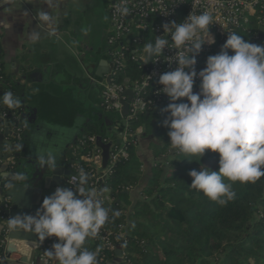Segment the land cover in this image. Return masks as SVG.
<instances>
[{
	"label": "clouds",
	"instance_id": "clouds-1",
	"mask_svg": "<svg viewBox=\"0 0 264 264\" xmlns=\"http://www.w3.org/2000/svg\"><path fill=\"white\" fill-rule=\"evenodd\" d=\"M52 6V0H45ZM126 14V7L119 9ZM39 21L51 27L53 18L47 11L39 13ZM213 16L205 11L190 13L182 22L163 25L164 33L144 45V60L161 57L165 48L175 49V70L159 76L160 91L170 99L163 122L169 131V147L186 156L205 152L218 154V171L201 167L189 172L190 188L221 206L235 198L233 183H255L264 177V46L250 43L243 36L228 33L221 51L209 56L198 74L195 56L202 46L215 43L209 35ZM0 26H3L0 21ZM6 27V26H5ZM170 36V39H169ZM29 39L36 42L40 32ZM227 50H231L232 55ZM200 80L199 92H193L194 79ZM186 99V103H175ZM0 105L14 109L21 100L12 91L0 96ZM41 165L55 169L53 157L39 158ZM74 188L57 187L45 197L35 215H17L7 221L11 232L32 233L38 241L56 238L45 254L58 264H98L97 254L83 248L86 239L98 235L109 220L96 189L86 187L88 174L83 169ZM14 182L24 176L16 174ZM225 180L229 183H225ZM15 184V183H13ZM113 215H119L114 212Z\"/></svg>",
	"mask_w": 264,
	"mask_h": 264
},
{
	"label": "trees",
	"instance_id": "trees-1",
	"mask_svg": "<svg viewBox=\"0 0 264 264\" xmlns=\"http://www.w3.org/2000/svg\"><path fill=\"white\" fill-rule=\"evenodd\" d=\"M251 34L238 33L250 43L264 46V27L250 25ZM0 49V96L12 91L11 85L3 74ZM143 71L131 63L117 75V82L123 77L141 79ZM161 107L154 108L147 114L138 116L129 123L128 130L141 127L143 136H153L154 140L163 139L162 146L150 144L154 158L151 177L141 189L138 200L128 214L130 192L138 186L141 178V164L137 157L134 140L118 143L112 148H122L126 157L117 158L110 164L104 180L97 184L100 196L107 193L110 202H102L109 209V220L99 230L108 231L116 245L122 242L119 264H264V177L255 183H233L235 198L221 206L210 201L202 193L190 188V171H199L201 167L218 171V154L205 152L198 156H186L175 150L172 159L168 157L169 129L163 122L168 113ZM186 99L175 103H186ZM3 106V105H0ZM97 134L94 125H88L78 138V146L73 147L63 161L78 171L88 174L87 188L94 179L90 167L81 162L79 157L92 153L95 144L88 137L103 136ZM75 153V157L72 154ZM164 158L163 162L158 159ZM225 183L229 181L225 180ZM118 212L119 215H113ZM3 216L0 214V217ZM83 248L97 254L98 264H108L115 258V252L102 247L98 235L86 239ZM38 256L42 249H37ZM2 248L0 246V258Z\"/></svg>",
	"mask_w": 264,
	"mask_h": 264
},
{
	"label": "crops",
	"instance_id": "crops-1",
	"mask_svg": "<svg viewBox=\"0 0 264 264\" xmlns=\"http://www.w3.org/2000/svg\"><path fill=\"white\" fill-rule=\"evenodd\" d=\"M109 2L52 0V6H49L45 0H0L3 74L13 85L14 95L20 100L29 99L31 103L28 105L37 107V119L42 120L49 133L46 139H65L56 152L66 150L67 155L78 140L72 144L77 130L92 125L87 124L88 119L100 114V87L90 78L99 79L95 72L105 54L110 26ZM42 10L53 18L51 27L39 21ZM33 31L40 32V39L36 42L29 39ZM33 72L37 74L33 76ZM22 87L24 92L21 94ZM103 132H107L106 127ZM154 142L153 136L137 141L141 178L136 193L134 188L129 194L128 214L140 200L139 193L151 177L155 161L149 147ZM6 151L4 147L3 152ZM162 161L163 158L158 159V162ZM54 189L43 193L39 208ZM34 200V196L29 195L22 201L31 207ZM0 225H3L1 218ZM36 244L16 240H8L6 246L0 244V264H43L35 251ZM49 264H58V261L50 258ZM108 264H116L115 258Z\"/></svg>",
	"mask_w": 264,
	"mask_h": 264
},
{
	"label": "built area",
	"instance_id": "built-area-1",
	"mask_svg": "<svg viewBox=\"0 0 264 264\" xmlns=\"http://www.w3.org/2000/svg\"><path fill=\"white\" fill-rule=\"evenodd\" d=\"M109 29L105 40V62L108 66V73L101 81L93 80L101 88L99 108L105 113L119 114L122 102L126 100L125 91H132V101L129 104L128 114L120 117V120L113 123L103 136H100L101 143H125L134 140V144L143 136V129L137 128L135 131L128 130L129 123L142 114H147L154 108L161 107L169 101V97L163 94L160 89L162 85L158 83L159 76L165 72L175 70L177 63L173 59L176 55L175 49L165 48L161 57L151 58L149 63L144 60V45L162 35L166 38L169 34L164 33L163 25L170 22L180 23L190 13L196 15L208 11L213 16V24L209 27V35L214 38L215 43L208 45L205 43L200 52L195 56L196 63L194 69L197 74L204 69L209 56L216 55L221 51L226 42L228 33L251 34L250 25L255 23L260 29L264 27V0H109ZM126 7L128 12L122 14L119 9ZM170 39V36H169ZM229 55L234 53L227 50ZM131 63L137 69L143 71L139 80L131 77H123L117 82V75ZM200 80L194 79L193 92H199ZM96 136L88 137V141L95 144ZM78 140L73 146H78ZM72 147V148H73ZM71 148V149H72ZM175 150L171 149L168 156H172ZM75 153L72 157H75ZM126 157V152L122 148H112L110 153V164L117 158ZM79 160L90 167L91 177L94 179L89 183L90 189H96L97 184L102 182L109 172V166L104 173L97 172L101 165V152L94 149L92 153L82 155ZM66 167V166H65ZM72 171V176L64 180L67 188H74L78 184L77 177L80 171L74 168L73 164L66 167ZM56 189V188H55ZM54 189V191H55ZM99 192V191H98ZM102 202H110L105 193L100 196ZM4 209L9 210V204L4 203ZM2 224L7 227L8 217L0 211ZM8 227L4 230L6 234ZM98 239L103 248L109 252H115L117 238L113 239L108 231L98 233ZM56 238H47L40 241L35 246L42 249L39 256L43 264H49L50 257L45 254L56 243Z\"/></svg>",
	"mask_w": 264,
	"mask_h": 264
},
{
	"label": "water",
	"instance_id": "water-1",
	"mask_svg": "<svg viewBox=\"0 0 264 264\" xmlns=\"http://www.w3.org/2000/svg\"><path fill=\"white\" fill-rule=\"evenodd\" d=\"M108 72L107 63L102 60L95 72L99 78L96 81L101 80ZM36 74L37 72H33V76ZM20 91L22 94L24 87ZM124 96L126 100L122 102L119 114L105 113L88 119L87 124L94 125L97 134L104 126L110 128L113 123L120 120V117H125L128 114L132 91H125ZM28 103L29 99H21V105L17 108L8 109L6 106H0V211L8 217V220L17 215H35L43 193H50L53 188L57 187L67 188L64 180L73 174L63 164L67 151L64 150L60 153L55 151L59 145L64 143L65 139H46L49 133L43 126L42 120L37 119L38 109ZM84 128L83 126L77 130L72 144L82 136ZM112 146V143L102 144L100 135L96 136L95 148L101 151V165L97 170L99 174L107 170ZM4 147L7 150L5 153L3 152ZM41 156L45 159L53 157L57 167L53 169L50 165H41L39 161ZM16 174H22L24 180L14 182L13 177ZM29 195H33L35 198L31 207L22 201ZM6 201L9 204V210L4 209ZM7 227L8 232L5 234L4 230ZM7 227L0 225V244L2 246H6L8 240L40 242L32 233L11 232L8 223ZM121 249L122 242L114 253L116 264L122 261Z\"/></svg>",
	"mask_w": 264,
	"mask_h": 264
},
{
	"label": "rangeland",
	"instance_id": "rangeland-1",
	"mask_svg": "<svg viewBox=\"0 0 264 264\" xmlns=\"http://www.w3.org/2000/svg\"><path fill=\"white\" fill-rule=\"evenodd\" d=\"M146 137H147V136H146ZM155 144H156V145H160V146H162V144H163V139H158L157 141L155 140ZM166 159H172V156L170 155V156H168ZM164 160H165V159L163 158V161H164ZM163 161H162V162H163ZM138 188H139V187H138ZM138 188L135 189V191H134L135 193H136V191H137ZM251 264H253V261L251 262Z\"/></svg>",
	"mask_w": 264,
	"mask_h": 264
},
{
	"label": "flooded vegetation",
	"instance_id": "flooded-vegetation-1",
	"mask_svg": "<svg viewBox=\"0 0 264 264\" xmlns=\"http://www.w3.org/2000/svg\"><path fill=\"white\" fill-rule=\"evenodd\" d=\"M105 61V58L103 59ZM94 80V79H93ZM102 80V79H101ZM101 80H98V81H101ZM97 84V83H96ZM98 85V84H97ZM99 86V85H98ZM100 87V86H99ZM100 94H101V88H100ZM100 114H105V112H103L101 109H100ZM106 127V129L108 130V127L107 126H104V128ZM103 132V129L101 130Z\"/></svg>",
	"mask_w": 264,
	"mask_h": 264
}]
</instances>
